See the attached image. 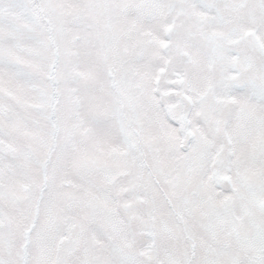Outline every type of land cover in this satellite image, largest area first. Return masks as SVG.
I'll use <instances>...</instances> for the list:
<instances>
[{"label": "snow or ice", "instance_id": "snow-or-ice-1", "mask_svg": "<svg viewBox=\"0 0 264 264\" xmlns=\"http://www.w3.org/2000/svg\"><path fill=\"white\" fill-rule=\"evenodd\" d=\"M0 264H264V0H0Z\"/></svg>", "mask_w": 264, "mask_h": 264}]
</instances>
